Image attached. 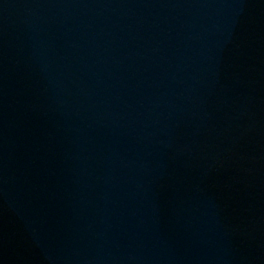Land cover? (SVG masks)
I'll use <instances>...</instances> for the list:
<instances>
[{
	"label": "water",
	"instance_id": "obj_1",
	"mask_svg": "<svg viewBox=\"0 0 264 264\" xmlns=\"http://www.w3.org/2000/svg\"><path fill=\"white\" fill-rule=\"evenodd\" d=\"M0 264H264V0H0Z\"/></svg>",
	"mask_w": 264,
	"mask_h": 264
}]
</instances>
